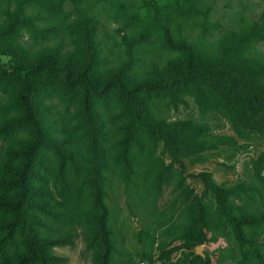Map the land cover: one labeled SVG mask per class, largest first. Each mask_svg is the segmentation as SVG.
I'll list each match as a JSON object with an SVG mask.
<instances>
[{
	"label": "rangeland",
	"instance_id": "374dc122",
	"mask_svg": "<svg viewBox=\"0 0 264 264\" xmlns=\"http://www.w3.org/2000/svg\"><path fill=\"white\" fill-rule=\"evenodd\" d=\"M183 2L0 0V50L18 52L27 62L53 54L74 71L91 55L92 70L101 80L120 68L130 80L131 74L151 78L152 62L164 63L169 49L160 39L130 51L126 32L114 16L131 12L151 20ZM206 3L215 40L241 25L263 24L264 0ZM256 49L264 57V40ZM20 89L17 81L0 79V177H7L6 164L21 162L9 153L19 148L17 141L33 138L27 124L5 126L6 120L22 117ZM196 93L190 86L143 94L142 119L116 91L95 97V159L82 88L67 87L60 76L34 78L31 99L38 118L50 135L68 134L75 149L71 160L40 147L36 168L44 173L43 184L55 204L51 212L25 207L42 219L41 226L33 225L39 233L61 237V243L48 246L53 255L49 264H264L262 115L259 109L235 105H230V117L203 110ZM93 179L102 190L111 232L106 258L96 235L94 215L99 209ZM16 192L0 187V194ZM12 217L0 210V221ZM30 227L19 221L12 237L0 228V263L4 257L16 261L17 253L27 251Z\"/></svg>",
	"mask_w": 264,
	"mask_h": 264
},
{
	"label": "trees",
	"instance_id": "16d2710c",
	"mask_svg": "<svg viewBox=\"0 0 264 264\" xmlns=\"http://www.w3.org/2000/svg\"><path fill=\"white\" fill-rule=\"evenodd\" d=\"M210 6L206 0H184L183 4L171 12H158L151 20L141 18L136 13L124 12L115 15L118 24L126 32V44L130 51L142 43H156L163 40L170 51V57L164 63L154 61L151 78H138L132 74L128 78L125 68L110 73L106 79H99L92 70V56L78 70L67 63L60 62L53 54L39 56L33 62H27L13 50H0V79L15 80L20 84L17 102L22 109L20 119L5 121L7 129L24 123L33 129V138L19 139V148H12L11 158L21 160L20 164H6L7 177H0V187L17 189L14 196L0 194V210L11 213L10 220L0 221V228L12 237L19 221L32 224L25 240L27 251L17 253L16 261L4 257L0 264H49L52 256L48 246L61 243V237H52L39 233L34 226L43 224L35 213L25 210L31 206L35 210L52 211L55 200L43 184L44 173L36 168L40 147L53 148L71 159L75 154L71 137L68 134L50 135L47 125L36 114L31 99L34 78L39 74L60 76L67 87L79 86L83 92V114L87 122L92 147L97 158L98 133L92 111L95 97H105L116 91L134 109L137 119H142L144 107L140 104L143 94H160L183 87L197 88L195 99L204 110L213 109L230 117V105L248 110L259 109L264 126V57L259 54L256 45L264 40L263 24L241 25L237 30L225 33L215 40L211 37L216 27L209 23ZM191 39L188 33L197 31ZM186 36V37H185ZM8 58V62L1 58ZM151 117L154 113L151 110ZM234 122V121H233ZM264 132V127L261 129ZM94 203L99 209L94 215L96 235L103 246L102 255L108 256L111 249V232L107 224V209L102 198V190L93 179ZM34 225V226H33Z\"/></svg>",
	"mask_w": 264,
	"mask_h": 264
}]
</instances>
